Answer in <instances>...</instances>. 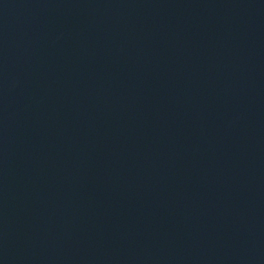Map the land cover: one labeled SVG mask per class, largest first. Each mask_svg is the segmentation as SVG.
Instances as JSON below:
<instances>
[{
  "label": "water",
  "instance_id": "water-1",
  "mask_svg": "<svg viewBox=\"0 0 264 264\" xmlns=\"http://www.w3.org/2000/svg\"><path fill=\"white\" fill-rule=\"evenodd\" d=\"M0 264H264V0H0Z\"/></svg>",
  "mask_w": 264,
  "mask_h": 264
}]
</instances>
